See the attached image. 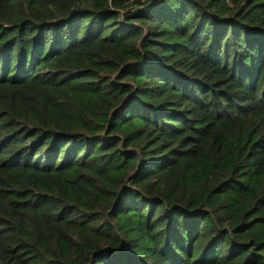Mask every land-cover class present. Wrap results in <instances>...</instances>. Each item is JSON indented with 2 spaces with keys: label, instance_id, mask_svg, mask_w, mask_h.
Instances as JSON below:
<instances>
[{
  "label": "trees",
  "instance_id": "trees-1",
  "mask_svg": "<svg viewBox=\"0 0 264 264\" xmlns=\"http://www.w3.org/2000/svg\"><path fill=\"white\" fill-rule=\"evenodd\" d=\"M0 264H264V0H0Z\"/></svg>",
  "mask_w": 264,
  "mask_h": 264
}]
</instances>
